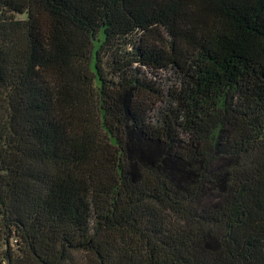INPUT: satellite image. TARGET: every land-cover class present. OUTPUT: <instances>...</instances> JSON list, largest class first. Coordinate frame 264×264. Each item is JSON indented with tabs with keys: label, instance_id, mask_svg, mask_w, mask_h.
<instances>
[{
	"label": "trees",
	"instance_id": "16d2710c",
	"mask_svg": "<svg viewBox=\"0 0 264 264\" xmlns=\"http://www.w3.org/2000/svg\"><path fill=\"white\" fill-rule=\"evenodd\" d=\"M0 264H264V0H0Z\"/></svg>",
	"mask_w": 264,
	"mask_h": 264
},
{
	"label": "rangeland",
	"instance_id": "374dc122",
	"mask_svg": "<svg viewBox=\"0 0 264 264\" xmlns=\"http://www.w3.org/2000/svg\"><path fill=\"white\" fill-rule=\"evenodd\" d=\"M20 18H24V16H20ZM140 70L141 73L145 75L146 79L153 80L156 83L155 85L159 86L164 93L174 89L177 85L178 77L173 70L152 71L144 68ZM160 107L162 108L163 104H161ZM156 114L158 113L156 112Z\"/></svg>",
	"mask_w": 264,
	"mask_h": 264
}]
</instances>
